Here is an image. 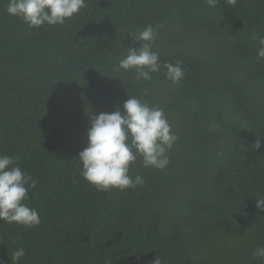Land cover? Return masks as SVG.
<instances>
[{"label": "trees", "instance_id": "trees-1", "mask_svg": "<svg viewBox=\"0 0 264 264\" xmlns=\"http://www.w3.org/2000/svg\"><path fill=\"white\" fill-rule=\"evenodd\" d=\"M0 0V154L38 183L40 224L0 221V264H264V0H85L63 25L29 28ZM157 28L160 63L185 77L117 71L128 35ZM255 34L256 39H252ZM149 90L147 96L143 95ZM129 96L162 108L178 136L163 170L141 158L145 183L97 191L77 159L91 116ZM259 141L260 147L256 148Z\"/></svg>", "mask_w": 264, "mask_h": 264}, {"label": "clouds", "instance_id": "clouds-1", "mask_svg": "<svg viewBox=\"0 0 264 264\" xmlns=\"http://www.w3.org/2000/svg\"><path fill=\"white\" fill-rule=\"evenodd\" d=\"M205 2L215 8L218 0ZM84 7L85 0H9L5 11L29 28L38 29L44 25H63ZM128 35L139 46L126 47V54L116 65L117 71H133L137 82L150 81L162 69L165 80L173 85L184 79L185 70L179 62L161 65L159 53L152 50L157 28L148 25ZM252 39H256L255 34ZM258 44L257 58L264 59V37L258 39ZM148 93L145 89L143 95ZM127 97L114 111L101 112L89 119L85 147L77 159L82 178L97 191H124L142 186L144 178L139 174L133 178L130 166L139 157L143 167L163 170L170 163L167 153L178 139L162 108L150 106L143 97ZM259 147L257 141L256 148ZM18 159L0 154V221L28 229L41 222L39 213L26 203L29 189H34L38 181L18 166ZM255 200L257 210L264 212V197ZM252 255L264 259V247H257ZM24 256V248H17L11 260L19 264ZM152 264L162 261L155 257Z\"/></svg>", "mask_w": 264, "mask_h": 264}]
</instances>
